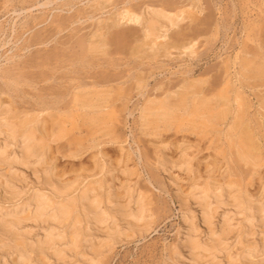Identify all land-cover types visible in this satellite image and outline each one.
<instances>
[{"label": "bare ground", "instance_id": "1", "mask_svg": "<svg viewBox=\"0 0 264 264\" xmlns=\"http://www.w3.org/2000/svg\"><path fill=\"white\" fill-rule=\"evenodd\" d=\"M16 1L4 0L0 4V14L5 12L4 16L14 14L21 18L25 14V21L22 20L20 24L18 18L4 23L0 17L4 21H0V84L4 86L0 88V93L8 94L18 87L24 88L23 84L36 88L41 81L50 83L46 87L48 95L40 92L46 88H40L37 90L41 94L34 92V96L38 100L42 99L40 105L44 103V106L39 111L50 116L51 125H48L50 132L47 138L42 133L43 129L40 132V112L22 110L23 113L17 115L19 109L13 110L8 103L0 102V123L5 124L8 129L5 133L0 129V135L4 136L0 144V162H7L12 166L29 167L31 163H39L50 141L62 142L79 123L97 131L112 126L114 111L111 110V104L128 98L123 91L124 78L120 80L121 76L109 69L110 65L114 69L121 65L113 60L117 55L129 54L131 59H137L151 51L154 58L169 56L173 49L180 50L183 54H198L199 40L207 34L206 27L202 31H198L200 27L196 28L205 26L208 22V19L200 17L203 8L196 0H56L57 4L55 0H18V5ZM258 17L259 15L248 24L252 30L261 23ZM172 29L174 31L169 35ZM66 31L70 33L67 34ZM216 34L217 32L211 33L213 36ZM250 34L252 35L249 32L247 37ZM208 43V39H204L202 45ZM237 61L240 79L260 78L264 81L263 43L254 50L246 49L243 44L237 54ZM98 67L99 70H106L98 72ZM134 70L139 73L140 67L135 65L131 68L129 78L132 80L127 81H133V88L141 96L138 122L145 135L156 136L171 130L201 136L223 135L230 149L235 150L238 160L249 167L251 182L252 175L264 166V150L250 124L252 101L249 102L241 91L242 88L234 86L229 62H226L224 75L222 71L220 87H210L208 90L204 87L208 82L207 78L192 76L183 82L179 81L181 84L176 88L157 85L148 93L146 78L141 74H133ZM50 96L53 104L56 103L57 106L58 103L62 105L61 102H66L68 104H63V107L71 105V110L68 111L67 107L55 109L51 106L52 103L45 100ZM260 108L264 110V102H260ZM261 117L264 118L263 113ZM45 126L44 130L47 132ZM108 136V142L117 139L113 132L108 133ZM160 157L158 155V159ZM160 162L158 160V165ZM34 174H37L36 167ZM44 179L46 189L34 196V212L29 217L32 224L28 225L16 214H9L0 219V231L16 236L24 235L34 251L38 249L37 251L51 253L58 264H71L65 261L68 254L81 257L78 248H84L88 253H81L85 256L82 264H102V251L94 250L93 233H101L104 241L116 243L123 240L124 229L144 233L152 228L153 219L149 217L147 203L141 194L136 199L130 196L125 203H116L110 191H103L102 183L93 190L87 186H62L46 172ZM228 182L230 185L235 183L230 180ZM237 184L242 187L241 181ZM6 187L15 188L16 185L6 182ZM213 189L205 186L199 197H194L201 208L203 221L208 226V238L204 241L196 234L195 223L190 220L188 201L177 198L182 214L175 249L178 253L185 250L191 264H214L219 254L228 250L230 241L236 234L245 235L248 229L264 225V196L257 200L242 190L236 198L231 199L232 202L224 203V187L221 193H215ZM226 191L228 194L229 189ZM223 204L232 206V210H226L220 225L218 223L219 227H216L215 219ZM230 212L235 213L237 218L231 216ZM65 219L76 220V227L82 229L78 231L75 240L79 242L78 247L74 241L66 239L67 236L61 230L58 232ZM38 224L43 226L44 232L41 237L33 239L32 226ZM27 225L31 228L28 229ZM25 253H19L18 261L16 260L18 264L27 260L28 255ZM248 255L249 253H241L240 257L246 258ZM229 264L238 263L230 261Z\"/></svg>", "mask_w": 264, "mask_h": 264}, {"label": "rangeland", "instance_id": "2", "mask_svg": "<svg viewBox=\"0 0 264 264\" xmlns=\"http://www.w3.org/2000/svg\"><path fill=\"white\" fill-rule=\"evenodd\" d=\"M3 1L0 0V4ZM182 1L191 2V0ZM192 1L195 2V0ZM196 2L203 8V12L199 16L208 19L205 26L196 27H200L198 31L207 28H205L206 36L200 38L197 46L200 54H183L180 50L173 49V53L169 56L153 58L151 51H148L147 58L143 56L131 59L128 57L129 54L127 56L123 54L117 55L116 59H113L121 65L116 69L110 65L109 69L112 73H117V76H121L120 80L124 78L123 91L128 95V98L111 104L114 117L109 129L97 131L88 125L79 123L78 127L71 131L68 136L70 138L67 137L57 143L50 141V145L44 151L39 163H31L29 167H26L0 162V219L9 214H16L30 225L29 217L34 212V196L46 189L44 172L62 186L75 187L79 185V187L87 186L95 190L102 183L103 191L105 193L110 191L116 203H125L130 196L136 199L141 194L147 203L149 217L153 219L152 228L144 233L133 229H124L125 234L121 242L104 241V236L101 233V235L93 233L94 250L102 251L100 255L103 260L102 264H191L185 250L178 253L179 251L175 249L182 214L179 199L188 201L190 220L195 223L196 234L204 241L208 238V226L203 221L199 204L194 200V197H199L203 187L214 188L215 193H221L224 187L222 191L224 203L232 202L242 190L243 193H247L257 200L264 196V166L258 168L250 182L249 167L244 166V163L238 160L235 150L230 149L225 136L215 135L217 137L215 138L212 134L201 136L191 132L178 133L175 130L162 132L156 136L145 135L139 127L138 107L142 99L133 88L132 78H129L131 75L129 71L132 67L135 65L140 67L139 73L134 70L133 74H141L146 78V91L151 93L157 85H161L162 88H176L181 84L179 81L183 82L192 76L207 78L208 82L204 85L207 90L210 87H220L219 83L225 73L226 62H229L234 86L242 88L241 91L249 102L252 101L249 114L250 124L256 139L259 143L261 142L260 145L264 150V118L261 117L264 110L260 108V102H264V81L260 78L240 79L236 64L238 62L237 54L243 44L248 50L258 49L260 43L264 44V0H196ZM16 3L19 4L18 0ZM55 3L57 4V1ZM35 11L40 12V10ZM4 15L5 12L0 14L5 22L2 19L0 21L2 20L4 23H7V20L10 22L13 18H18L19 24L22 20L25 21V14H22L24 16H20L21 18L14 14ZM257 15L260 17L258 20L262 23V25L259 23V27H262L260 29L256 26L252 30L248 24ZM184 23L186 24L187 21ZM208 24L211 25V28ZM192 26L195 25L192 24ZM18 29L20 30V28ZM173 31L174 29L170 30L169 35ZM212 32H217L216 36L211 35ZM249 32L252 35L247 37ZM204 39H208L207 45H202ZM99 69L98 67L96 71L106 70V68ZM127 79L131 80L127 81ZM119 81L116 83L122 82ZM42 82L37 84L38 86L36 85L38 88L23 84L24 88L18 87L8 94L0 93V102L8 103L13 110L19 109L16 112L17 115L22 114V110L38 113L44 103L40 105L42 99L38 100L39 98L34 96L36 95L34 92L38 94L44 92L46 96L49 93L46 87L50 86V83ZM213 82L215 86L212 84ZM1 84L0 88L4 87ZM40 88L46 89L45 91L42 89L40 93L38 91ZM11 94L12 96H10ZM50 98L51 96L45 98L49 104L52 103ZM61 103L65 104L66 102ZM63 104L58 103L59 107L56 106V103H52L51 106H54L55 109L67 107L68 111L71 110V105L63 107ZM20 111L21 113H18ZM40 114V132L43 129L42 133H45L44 136L49 138L50 116L46 112H40ZM45 120H48L49 124ZM44 126L47 128V132L46 129L44 130ZM0 129L4 133L8 131L7 126L2 123H0ZM110 132H113L117 137L114 142H108V133ZM3 140L4 136L0 135V144ZM158 155H161L160 159H158ZM11 157L13 156L11 155ZM158 160L159 162L161 160L159 165ZM34 167H36L37 174H34ZM229 180L230 182L235 181V183L230 185ZM238 181H241L242 187L237 184ZM6 182L15 183L16 187H6ZM226 189H229L233 196L229 192L226 194ZM258 190L261 193L260 191L258 193ZM178 197L179 199H177ZM226 210H232V206L223 204L215 219L216 227H219L221 217ZM230 215L237 218L235 213L230 212ZM76 226V220L65 219L58 232L61 230L64 236H67L66 239H71L69 241H74L78 247L79 242L75 240L78 231L82 229ZM42 227L39 224L32 226L33 239L43 235L44 228ZM241 235H235V238L230 241L231 246L229 245L228 250L219 254L218 260L214 264H229L230 261H237L238 264H264V225L248 229L245 235L244 233ZM27 240L24 235L16 236L0 231V264H18L20 252H26L25 254L28 255L23 264H58L56 258L50 255L51 253L37 251L38 249L34 251L28 245ZM83 252L88 254L84 248H78V254L81 257L68 254L65 261L71 262V264H82L85 258L84 255H81ZM241 253H249V255L243 258L240 257Z\"/></svg>", "mask_w": 264, "mask_h": 264}]
</instances>
